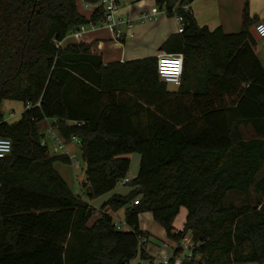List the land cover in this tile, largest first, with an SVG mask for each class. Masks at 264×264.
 <instances>
[{
	"label": "trees",
	"instance_id": "trees-1",
	"mask_svg": "<svg viewBox=\"0 0 264 264\" xmlns=\"http://www.w3.org/2000/svg\"><path fill=\"white\" fill-rule=\"evenodd\" d=\"M78 1L100 0H0V137L12 144L0 159V264L150 262L149 235L139 228L145 213L173 245L168 264L187 233L192 258L181 264H264V69L246 6L243 29L228 34L199 27L182 10L195 0H154L183 20L182 33L161 45L183 57L180 86L169 92L156 57L104 65L88 45L57 48L54 42L104 19L100 8L81 15ZM4 101L23 105L17 121L3 119ZM45 120L66 145L80 141L89 200L127 177L124 156H140L130 192L112 195L90 226L96 209L54 169L72 165L70 158L41 144ZM251 188L258 206L226 204L230 193ZM181 208L186 218L176 231ZM122 209L127 229L117 230L112 214Z\"/></svg>",
	"mask_w": 264,
	"mask_h": 264
},
{
	"label": "crops",
	"instance_id": "crops-1",
	"mask_svg": "<svg viewBox=\"0 0 264 264\" xmlns=\"http://www.w3.org/2000/svg\"><path fill=\"white\" fill-rule=\"evenodd\" d=\"M127 2L128 3L124 6L122 4L125 2H122L121 4L119 3L117 18H119V20L122 22L129 21L132 23L131 33L133 34V38L128 37L127 27L125 24L121 23L117 29L121 34L120 38H116L115 35L108 29L104 27H98L95 29H86L79 39L74 38L70 34L67 35L66 38L61 42V47L66 48L68 46L78 44L88 45L90 47L91 54L100 56L104 65L112 62L124 63L149 57H157L164 53L161 50V45L168 39L169 36L177 33L178 24L175 21V18L159 14L157 15V20L155 22L141 24L139 21H137L141 14H152L156 11L157 6L155 5L154 0H127ZM81 3L83 7L85 5V3L82 1H78V11L81 15L89 19L93 11H91L89 16H85V14L79 8ZM245 6L248 17L247 26H249L248 30L250 32L251 29H254L255 25L264 24V0H195L189 5V9L191 10V13L199 27H207L210 30L222 28L225 33L232 34L241 31L244 27L243 13ZM259 41H261V43L258 45L259 47L256 48V45ZM259 41L256 40L253 51L264 69V39H260ZM177 88L178 87L176 86L167 84V90L169 92H176ZM12 102L13 101H4L2 104L6 103L8 108H13L14 106L12 105ZM14 108L18 109V118L14 120L5 119V121L11 123L19 119L20 114L23 111V105L20 103L19 107ZM1 113L4 116V113ZM134 120V123H136V119ZM142 121L144 122V120ZM47 124L51 125L52 122L50 120L41 122L38 125L39 130L41 131V128H46L48 126ZM71 145H68V147ZM82 171L84 173V169ZM84 181L85 177L82 183H84ZM108 199L109 198H107L104 202H106ZM184 222H182V224ZM173 227L176 231L182 229V225L179 228H176L174 225ZM139 228L142 232H146L141 228L140 223ZM148 235V245L146 247L147 254L150 253L149 246L150 244H153L152 240L155 239L149 233ZM161 237L167 241L163 230ZM162 245L163 248L162 246L157 248L160 253L164 252L165 244ZM168 255V259H170L172 256V250H169ZM159 259L160 258L158 256V264ZM139 264H148V261L141 260Z\"/></svg>",
	"mask_w": 264,
	"mask_h": 264
},
{
	"label": "built area",
	"instance_id": "built-area-1",
	"mask_svg": "<svg viewBox=\"0 0 264 264\" xmlns=\"http://www.w3.org/2000/svg\"><path fill=\"white\" fill-rule=\"evenodd\" d=\"M120 1L121 0H100L95 5L85 4L86 8H90L93 6L94 7L93 11L96 8H100L104 13V19L102 20L100 24L96 26H93V25L82 26L79 28V30L71 33V35L74 38L79 39L81 38L82 34L86 31V29H95L98 27H104L108 29L111 33H113L116 38H120L121 34L117 29L119 25L123 23L127 27L128 37L133 38V34L131 33L132 23H130L129 21L122 22L119 20V18H117ZM182 10L184 12H190L189 5H184L182 7ZM159 14H162L165 16L167 15L165 6L157 7L156 11L152 14H148V13L141 14L138 17L137 21H139V23L141 24L148 23V22L153 23L157 20V15ZM174 18L178 24L177 34H180L182 33V29H183V20L179 16H174ZM254 31L258 38L264 39V24L255 25ZM54 45L57 48H59L61 47V42L60 43L54 42ZM156 59H157V74H158L159 81H161L164 84H170V85L179 87L180 82H181L182 69H183V57L181 55H168V54L162 53L159 56H157ZM9 117L12 118L13 114H10ZM45 130L47 133V140L45 139V135H44V138L42 139L41 144L43 146L48 147L49 153H51V155L68 156L72 162V167L73 168L78 167L79 166L78 161H76L75 163L72 161L74 156H72L67 151V147L68 145H71V144H76L79 147L80 141L77 138L72 137L70 144L66 145L63 138L58 134L57 130L53 128L51 125H48L45 128ZM49 142L51 143V146L48 145ZM11 149H12V144L10 140L0 137V159H4L5 157H7L11 153ZM130 182H131V179L129 177H126L124 179H121L118 182V185L125 187ZM138 200L139 198L133 201L132 205H136L138 203ZM114 224L117 230L127 229L123 220L122 221L114 220ZM181 242H182L180 245L181 250L183 249L186 250L185 254L182 256L181 259L190 260L192 258L193 244L192 242L188 241L186 238H184ZM180 255L182 254L180 253ZM180 255L176 257L177 260H179ZM168 260L169 259L160 258L159 264H168Z\"/></svg>",
	"mask_w": 264,
	"mask_h": 264
},
{
	"label": "rangeland",
	"instance_id": "rangeland-1",
	"mask_svg": "<svg viewBox=\"0 0 264 264\" xmlns=\"http://www.w3.org/2000/svg\"><path fill=\"white\" fill-rule=\"evenodd\" d=\"M122 2H125L122 4L123 6L128 3L127 0H122L121 3ZM79 8L85 14V16H89L91 11H93L94 7L92 6L90 8H86L85 5L83 7V5L81 3L79 5ZM260 43H261V41L258 42V44L256 45V48L259 47L258 45ZM12 103H13L12 105L14 107H19V105H20L19 102H12ZM14 107L8 108L6 103L1 105V112L4 113V116H3L4 120L5 119L14 120V119L18 118V111H17L18 109L14 108ZM10 114H14V118L13 117L10 118L9 117ZM48 123H49V121H48ZM41 125H43V124H41ZM242 131H243V134L245 136V139H250L253 137L252 133L249 130L242 129ZM41 132H43V134L45 135V139L47 140V133H46L45 128H41ZM48 145L51 146V143L49 142ZM67 151L70 152V154L72 156H74L72 161L74 163L76 161H78L79 166L76 168H73L72 165H64V164L57 162L54 164V169L58 172V174L61 176V178L67 183V185L69 186V188L71 189V191L75 195H79V197L83 201L90 203L91 206L95 207V209H96L95 215L93 216V218L88 223V226H90L94 222V220L98 217V212L100 210V206L102 205V203L107 198H110L114 194L126 195L130 191V186L122 187V186L117 184L116 188L111 193H109L103 197H100V198L89 200L85 196V194L82 192V185H83L82 182L84 179V173L82 170L85 168V164H84V161L82 159V155L79 151V147L76 144H72L71 146H69L67 148ZM124 157L128 158L130 160V169H129V173H128L127 177H129L130 179H133L136 177L138 170H139L138 166H139L140 156L138 154H130V155H126ZM260 201H262L261 197L259 195L255 194L253 192V188H251V190L247 194L230 193L227 197L226 204H231V205H235V206H240V205L258 206ZM123 216H124V209L118 211L117 213L112 214L113 219L119 220V221L123 220ZM185 217H186L185 210L181 209L178 216L175 218L173 225L176 228H179L181 225L183 226L184 223L182 224V222L185 221L184 220ZM139 223H140L141 228L144 231L148 232L150 235H152L155 238L154 240H152L153 244H150V246H149L150 247L149 248L150 253L148 255H149V258L151 261L148 262V264H158L157 263L158 262L157 261L158 256H159V258L168 259L169 250H172L173 245H170L169 241H166L165 239H163L161 237L162 229L160 228V226L156 222L153 221L151 214L145 213V214L140 215ZM190 235H191L190 233H187L185 238L191 242ZM181 243H180V245H181ZM162 244H165L164 252L160 253L157 250V248L161 247V246L163 248ZM174 247H176V246H174ZM185 252H186L185 249L181 250L182 255H180L179 260H177V259L174 260V264H181L183 262L181 258L185 254ZM140 262H141L140 258L137 257L136 259L132 260L129 264H139Z\"/></svg>",
	"mask_w": 264,
	"mask_h": 264
},
{
	"label": "water",
	"instance_id": "water-1",
	"mask_svg": "<svg viewBox=\"0 0 264 264\" xmlns=\"http://www.w3.org/2000/svg\"><path fill=\"white\" fill-rule=\"evenodd\" d=\"M250 34L254 37V39H256V40H260V38H258L257 36H256V34H255V31H254V29H251L250 30ZM264 210V205H262V207H261V211H263Z\"/></svg>",
	"mask_w": 264,
	"mask_h": 264
}]
</instances>
